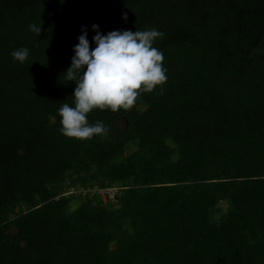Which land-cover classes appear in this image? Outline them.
Instances as JSON below:
<instances>
[{
	"label": "trees",
	"instance_id": "16d2710c",
	"mask_svg": "<svg viewBox=\"0 0 264 264\" xmlns=\"http://www.w3.org/2000/svg\"><path fill=\"white\" fill-rule=\"evenodd\" d=\"M93 24L164 33L168 79L127 112L94 109L109 131L81 142L58 110ZM66 179L117 183L118 205L69 210ZM0 264H264V0H0Z\"/></svg>",
	"mask_w": 264,
	"mask_h": 264
},
{
	"label": "clouds",
	"instance_id": "9594fccd",
	"mask_svg": "<svg viewBox=\"0 0 264 264\" xmlns=\"http://www.w3.org/2000/svg\"><path fill=\"white\" fill-rule=\"evenodd\" d=\"M123 19L127 20L126 13ZM41 25L33 23L29 29L39 36ZM92 29L96 33L93 37L96 47L91 48L87 29L82 27L71 66L63 73L68 82H75L74 106L63 103L58 110L60 133L81 142L106 136L109 131L102 121L89 123L88 114L94 109L127 112L136 106L142 94L153 93L157 86L162 94L168 79L163 66L164 54L153 46L164 33L138 29L110 31L105 35L96 24ZM10 55L14 61L24 64L29 50L18 48Z\"/></svg>",
	"mask_w": 264,
	"mask_h": 264
},
{
	"label": "rangeland",
	"instance_id": "374dc122",
	"mask_svg": "<svg viewBox=\"0 0 264 264\" xmlns=\"http://www.w3.org/2000/svg\"><path fill=\"white\" fill-rule=\"evenodd\" d=\"M117 123L119 124V126H123L124 120L118 119ZM168 143L170 144L171 142L169 141ZM134 149H135L134 146H130L126 150L125 154H129ZM114 185H119V184L114 183ZM97 188L98 187L93 182L80 184V183H73L69 179H66L62 182L60 194L70 197L69 210L75 209L79 205V203L84 201L86 198H90L94 204L101 203L108 207H116L118 205V202L116 201L115 197L112 199L108 196L107 193L103 192V189H100L98 191ZM121 190L122 189L120 187L118 193ZM228 208H229L228 201L220 200L218 204L210 212V218L212 220H217L220 217V215L224 213ZM10 231L15 232V228L11 227ZM111 247H113V245H111Z\"/></svg>",
	"mask_w": 264,
	"mask_h": 264
},
{
	"label": "built area",
	"instance_id": "2783aa9c",
	"mask_svg": "<svg viewBox=\"0 0 264 264\" xmlns=\"http://www.w3.org/2000/svg\"><path fill=\"white\" fill-rule=\"evenodd\" d=\"M119 188L120 187L118 185H113V186L105 187V188H97V190L99 191L100 189H103V192L107 193L108 196L113 199L115 195L118 193Z\"/></svg>",
	"mask_w": 264,
	"mask_h": 264
}]
</instances>
